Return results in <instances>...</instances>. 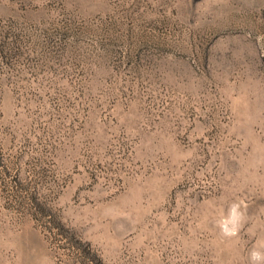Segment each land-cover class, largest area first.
I'll use <instances>...</instances> for the list:
<instances>
[{
  "label": "rangeland",
  "instance_id": "374dc122",
  "mask_svg": "<svg viewBox=\"0 0 264 264\" xmlns=\"http://www.w3.org/2000/svg\"><path fill=\"white\" fill-rule=\"evenodd\" d=\"M0 264H264V0H0Z\"/></svg>",
  "mask_w": 264,
  "mask_h": 264
},
{
  "label": "clouds",
  "instance_id": "9594fccd",
  "mask_svg": "<svg viewBox=\"0 0 264 264\" xmlns=\"http://www.w3.org/2000/svg\"><path fill=\"white\" fill-rule=\"evenodd\" d=\"M251 258L256 261V260H260L262 257V253L258 250H252V252L250 253Z\"/></svg>",
  "mask_w": 264,
  "mask_h": 264
}]
</instances>
